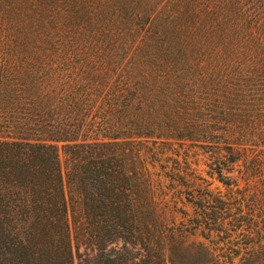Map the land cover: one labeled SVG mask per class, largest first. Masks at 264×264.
<instances>
[{
	"label": "trees",
	"instance_id": "16d2710c",
	"mask_svg": "<svg viewBox=\"0 0 264 264\" xmlns=\"http://www.w3.org/2000/svg\"><path fill=\"white\" fill-rule=\"evenodd\" d=\"M75 260L264 264V0H0V264Z\"/></svg>",
	"mask_w": 264,
	"mask_h": 264
},
{
	"label": "rangeland",
	"instance_id": "374dc122",
	"mask_svg": "<svg viewBox=\"0 0 264 264\" xmlns=\"http://www.w3.org/2000/svg\"><path fill=\"white\" fill-rule=\"evenodd\" d=\"M202 169L206 170L207 168L205 166H202ZM204 177L208 178V180L211 181V179L206 173L204 174ZM242 185H244V183H242ZM208 190H210L214 195H222V196H226L229 192V189L223 186L218 181H214V183L209 188H207V190L202 189L200 192H194L191 190L187 191V199H185L186 206H185V211H184V218H186V220H192L194 218H197L198 209L196 205H194V202L198 201L199 197L203 193L208 192ZM247 212H248V208L245 207L241 212L243 214L242 216L243 217L245 216V218H248ZM71 232H72L73 243H75L74 224L71 225ZM75 264H77V260H75Z\"/></svg>",
	"mask_w": 264,
	"mask_h": 264
}]
</instances>
